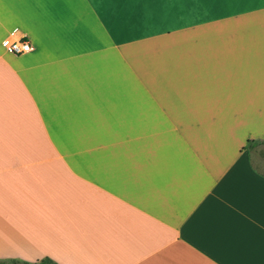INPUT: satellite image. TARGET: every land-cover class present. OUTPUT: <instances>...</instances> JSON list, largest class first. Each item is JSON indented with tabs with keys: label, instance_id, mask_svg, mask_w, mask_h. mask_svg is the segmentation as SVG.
<instances>
[{
	"label": "crops",
	"instance_id": "1",
	"mask_svg": "<svg viewBox=\"0 0 264 264\" xmlns=\"http://www.w3.org/2000/svg\"><path fill=\"white\" fill-rule=\"evenodd\" d=\"M258 140L264 0H0V263L264 264Z\"/></svg>",
	"mask_w": 264,
	"mask_h": 264
},
{
	"label": "built area",
	"instance_id": "2",
	"mask_svg": "<svg viewBox=\"0 0 264 264\" xmlns=\"http://www.w3.org/2000/svg\"><path fill=\"white\" fill-rule=\"evenodd\" d=\"M3 47L8 53L13 55L28 54L33 50V45L27 39V35L21 29H16L10 33L3 42Z\"/></svg>",
	"mask_w": 264,
	"mask_h": 264
},
{
	"label": "rangeland",
	"instance_id": "3",
	"mask_svg": "<svg viewBox=\"0 0 264 264\" xmlns=\"http://www.w3.org/2000/svg\"><path fill=\"white\" fill-rule=\"evenodd\" d=\"M248 147L251 149L254 165L264 173V140H258L250 143ZM7 264V263H0Z\"/></svg>",
	"mask_w": 264,
	"mask_h": 264
},
{
	"label": "trees",
	"instance_id": "4",
	"mask_svg": "<svg viewBox=\"0 0 264 264\" xmlns=\"http://www.w3.org/2000/svg\"><path fill=\"white\" fill-rule=\"evenodd\" d=\"M44 262H51V261H50V259L46 258V259L43 260V263Z\"/></svg>",
	"mask_w": 264,
	"mask_h": 264
}]
</instances>
